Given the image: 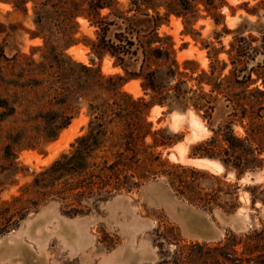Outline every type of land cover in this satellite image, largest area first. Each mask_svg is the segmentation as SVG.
Listing matches in <instances>:
<instances>
[{"label":"rangeland","instance_id":"obj_1","mask_svg":"<svg viewBox=\"0 0 264 264\" xmlns=\"http://www.w3.org/2000/svg\"><path fill=\"white\" fill-rule=\"evenodd\" d=\"M21 1L0 0V48L4 52L0 55V97L15 104L14 114L0 121V264H264V153L259 156L260 168L247 169L239 177L217 159L192 155V146L212 132L210 123L191 107L168 111L167 106L154 105L148 112L153 129L165 128L181 137L171 146L157 148L161 160L170 165L158 170L168 175L159 174L131 189L119 181L118 190L99 202L95 195L74 198L76 190L66 200L43 196L32 186L33 178L69 152L75 138L86 131L90 114L81 100L70 124L55 140L44 141L39 113L52 105L43 104L39 88L21 84L25 77H38L31 60H48L54 52L43 47L40 37L31 36L33 2L25 0L27 10L23 11L15 5ZM117 1L121 9L128 6L129 0ZM225 1L218 22L202 12L192 25H186L172 15L160 28L171 36L179 62L192 58L199 68L207 69L210 57L216 56L226 62L223 73H227L232 68L228 57L232 40L235 50H244L250 43V52L244 54H254L251 48L263 49L264 2ZM248 9L256 10L255 14ZM78 20L79 35L96 40L95 28ZM190 30L192 34L186 32ZM249 35L256 40L238 41ZM64 54L105 76L123 74L108 52L95 53L83 43L68 47ZM242 60L250 67L261 63L263 55L260 51L254 61ZM254 85L262 87L260 80ZM122 89L135 98H148L140 79H130ZM225 103L219 97L214 127L228 118L230 108ZM246 122L232 124L237 136L246 135ZM70 125L73 129L65 133ZM150 142L147 137L146 143ZM7 144H11L10 153L5 152ZM199 157L215 160L217 165L203 168L193 162ZM199 190L208 205L186 199ZM79 205L84 214L66 213L68 206Z\"/></svg>","mask_w":264,"mask_h":264},{"label":"trees","instance_id":"obj_2","mask_svg":"<svg viewBox=\"0 0 264 264\" xmlns=\"http://www.w3.org/2000/svg\"><path fill=\"white\" fill-rule=\"evenodd\" d=\"M31 1L35 29L30 34L40 37L43 47L54 52L48 60H31L38 77H25L21 84L39 88L45 99L43 104L52 105L39 113L44 141L55 140L70 124L81 100L86 101L90 114L86 131L75 138L69 152L62 153L33 178L32 186L41 195L66 200L76 190L74 198L80 194L95 195L99 202L118 190L119 181L131 189L159 174L168 175L158 170L169 164L161 160L157 148L171 146L181 137L165 128H152L147 116L154 105L167 106L168 111L191 107L210 123V137L194 144L192 155L217 159L225 168L234 169L237 177L247 169L262 166L259 156L264 153V47L251 48L254 54H244L245 50L250 52V43L244 50H235L232 40L228 54L232 68L223 73L227 64L216 56L210 57L207 69L199 68L192 58L179 62L171 36L160 31L172 15L192 25L204 12V16L218 22L223 18L219 9L225 0L220 4L215 0H129L124 9L119 8L117 0ZM25 3L24 0L15 5L26 11ZM79 18L95 28L96 40L79 35ZM186 32L192 34L191 30ZM240 39L252 42L256 37ZM78 43L98 54L108 52L123 74L105 76L64 54ZM259 50L263 55L261 63L249 67L248 61L243 62L244 58L254 61ZM233 51L237 54H231ZM3 53L0 48V55ZM130 79H140L148 98H135L122 89ZM259 80L262 87L254 85ZM219 97L227 102L224 106L230 111L228 118L214 127ZM14 112L12 100L0 97V121ZM244 120L246 135L239 137L232 124H243ZM147 137L150 143H146ZM10 149L11 144H7L5 152L10 153ZM106 187L110 189L102 192ZM180 189L185 192L183 187ZM199 191H192L186 199L208 205L209 200ZM66 213L84 214L83 206H68Z\"/></svg>","mask_w":264,"mask_h":264},{"label":"bare ground","instance_id":"obj_3","mask_svg":"<svg viewBox=\"0 0 264 264\" xmlns=\"http://www.w3.org/2000/svg\"><path fill=\"white\" fill-rule=\"evenodd\" d=\"M74 48V47H73ZM72 48V49H73ZM74 51V50H73ZM75 122V121H74ZM74 124V123H73ZM75 125H76V123H75ZM75 125H74V127H75ZM72 130L73 129V125H70V128L67 130V128H66V130L64 131L65 133H68L69 132V130ZM63 132V133H64ZM62 136V138H63V136L64 135H61ZM66 137V136H65ZM69 139H71V138H69ZM182 145V144H181ZM186 162V161H185ZM193 162H195L196 164H198V165H201V166H203V168H205L204 166H215V165H217V163L215 162V160L213 161L212 159H207V158H194L193 159ZM191 163V162H190ZM209 167H207V169L209 168ZM200 168H202V167H200ZM212 169H213V167H211ZM210 169V168H209ZM220 170V169H219ZM222 170V169H221Z\"/></svg>","mask_w":264,"mask_h":264}]
</instances>
